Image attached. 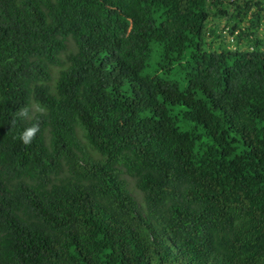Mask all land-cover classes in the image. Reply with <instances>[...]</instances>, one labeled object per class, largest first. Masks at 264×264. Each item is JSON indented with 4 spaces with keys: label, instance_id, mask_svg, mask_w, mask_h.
<instances>
[{
    "label": "trees",
    "instance_id": "16d2710c",
    "mask_svg": "<svg viewBox=\"0 0 264 264\" xmlns=\"http://www.w3.org/2000/svg\"><path fill=\"white\" fill-rule=\"evenodd\" d=\"M222 1L0 0V264H264V0Z\"/></svg>",
    "mask_w": 264,
    "mask_h": 264
},
{
    "label": "rangeland",
    "instance_id": "374dc122",
    "mask_svg": "<svg viewBox=\"0 0 264 264\" xmlns=\"http://www.w3.org/2000/svg\"><path fill=\"white\" fill-rule=\"evenodd\" d=\"M230 0L227 1H222V3H219L215 6H212V10H218L219 8H227L228 10H230L229 12L232 13L235 11V8L233 9L232 5H230L229 3ZM249 2L250 0H237V3L242 4L244 6V2L246 3ZM253 10V9H252ZM264 10V7H263ZM262 15H260L261 17H259L260 21L259 23L253 26V30L252 32L247 28L250 23H249V14L246 18H243L240 22V26L242 28V30L244 31H249L251 32V34L248 36V32L245 33L241 38H240V42L239 44L241 46H244L246 43V39H257L260 41H264V11L261 12ZM218 17V18H217ZM215 19H211L209 20V24H208V28L212 27L214 28L217 32L221 31L222 34H224V42H228L230 46H233L234 44V35L237 33L238 29L234 30V34H231L228 30V28L225 26L226 25V20L224 18H219V16H217ZM254 19V17L252 18ZM216 33V32H215ZM219 40H221V38H214V36L212 34H208L207 36V41L210 44H215L216 42H218ZM56 69L54 70L55 73ZM125 178L127 180L128 183V188L130 190V192L132 193V195L138 200V202L140 203L141 199H140V192L134 187L132 179H130L128 176L125 175Z\"/></svg>",
    "mask_w": 264,
    "mask_h": 264
},
{
    "label": "clouds",
    "instance_id": "9594fccd",
    "mask_svg": "<svg viewBox=\"0 0 264 264\" xmlns=\"http://www.w3.org/2000/svg\"><path fill=\"white\" fill-rule=\"evenodd\" d=\"M20 114L22 116H27L28 115L27 109L25 108L20 110ZM38 132H39V125L34 123L30 127H27L20 132L19 139L25 145L30 144L32 142V139L36 136Z\"/></svg>",
    "mask_w": 264,
    "mask_h": 264
}]
</instances>
